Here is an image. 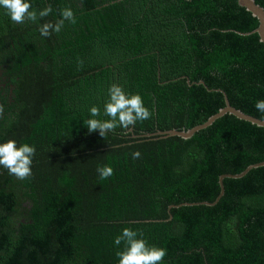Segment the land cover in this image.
<instances>
[{
  "label": "trees",
  "instance_id": "16d2710c",
  "mask_svg": "<svg viewBox=\"0 0 264 264\" xmlns=\"http://www.w3.org/2000/svg\"><path fill=\"white\" fill-rule=\"evenodd\" d=\"M30 3L53 10L18 24L0 7V143L36 150L25 180L0 166V264H118L126 227L167 250L160 264H264V165L220 184L264 161V127L226 113L157 134L205 123L225 97L264 120L258 18L238 0ZM66 7L76 23L41 36ZM112 84L152 116L104 138L84 120L92 106L109 119Z\"/></svg>",
  "mask_w": 264,
  "mask_h": 264
},
{
  "label": "clouds",
  "instance_id": "9594fccd",
  "mask_svg": "<svg viewBox=\"0 0 264 264\" xmlns=\"http://www.w3.org/2000/svg\"><path fill=\"white\" fill-rule=\"evenodd\" d=\"M0 7L7 11L11 21L23 24L26 21L37 22L47 17L52 12V5L49 4L37 11L32 8L30 0H0ZM61 19L55 22L48 21L39 27L43 37H49L53 32L59 33L65 21L76 23V17L70 7L61 10ZM82 64L83 61H80ZM109 98L105 102L103 115L109 119H100L99 107L92 106L89 110L90 118L84 120L88 131L99 132L101 137H106L109 132L115 131L117 127L128 129L134 126L137 121H145L151 118L152 112L144 105L139 94L128 95L123 88L112 84L108 89ZM255 108L264 113V99L255 103ZM3 105H0V116L3 115ZM35 147L27 143L17 146L16 141L9 139L0 143V166L6 168L9 173L17 179L25 180L32 175V158L35 155ZM140 152L132 154L133 159L140 157ZM100 179L105 180L113 175V168L110 165L97 167ZM114 243L123 249L116 253L118 264H160L167 254L163 247L149 246L143 238H138V231L131 228H124Z\"/></svg>",
  "mask_w": 264,
  "mask_h": 264
},
{
  "label": "water",
  "instance_id": "95a60500",
  "mask_svg": "<svg viewBox=\"0 0 264 264\" xmlns=\"http://www.w3.org/2000/svg\"><path fill=\"white\" fill-rule=\"evenodd\" d=\"M241 4H243L249 11L252 12V14L254 16H256L259 20V25L256 29V31L258 32L259 36H260V40L264 43V8L259 6L258 4L255 3L254 0H238ZM226 113H230L233 114L235 116H237L240 119H244L247 121H250L258 126L264 127V120L253 117L251 115H248L246 113H243L242 111L234 108L233 106H231L227 100V98L225 97V107H223L222 109H220L217 113H215L214 115H212L205 123L197 125L193 128H190L188 130H176V129H171V130H166V131H159L157 132V134L161 135V136H172V135H179L183 138H188L190 136L193 135V133L199 129H202L208 125H210L215 119H217L218 117L226 114ZM152 134H147V136H150ZM264 165V161L260 162V163H256V164H252L250 166H248L244 171H242L239 174L236 175H222L220 178V184H221V193H222V179L225 176L228 177H241L243 176L249 169L253 168V167H258V166H262Z\"/></svg>",
  "mask_w": 264,
  "mask_h": 264
}]
</instances>
